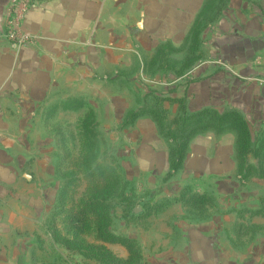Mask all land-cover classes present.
Masks as SVG:
<instances>
[{
	"label": "crops",
	"instance_id": "1",
	"mask_svg": "<svg viewBox=\"0 0 264 264\" xmlns=\"http://www.w3.org/2000/svg\"><path fill=\"white\" fill-rule=\"evenodd\" d=\"M207 1L28 0L21 27L34 40L15 46L7 37L6 22L13 0H0V264L36 261L40 250L55 242L49 223L66 224L70 207L58 205L64 188L58 174L64 137L59 140L57 134L67 133L62 116H77L82 132L90 113L91 127L100 135L104 129L122 127L129 139L128 160L143 173L127 179L140 177L137 183L144 195L155 197L157 188L164 187L171 192L172 185L179 184L173 196L178 201L186 194L183 199L191 210L190 196L212 200L223 194L240 204L230 205L233 211L241 212L237 207L246 205L243 208L257 210L256 215L263 213L264 195L252 193L257 199L249 203L248 190H264V161L261 177L241 180L233 130L210 129L193 136L183 166L167 177L171 142L152 115L121 124L127 112L149 106L151 93H157L165 98L169 122L179 115L183 99L188 114L208 109L240 113L257 144L264 140V0H224L220 14L206 19L197 50L190 51L191 29ZM187 60L194 66L179 76ZM145 65H159V71L145 75ZM248 163L260 165L253 155ZM233 183L238 186L220 188ZM176 204L186 215L189 207ZM224 209L218 212L227 215ZM208 213L211 219L183 216L181 227L187 232L160 241L167 247L153 264H214L223 259L264 264L262 217L256 216L261 220L253 225L234 221L240 233L236 238L214 217L215 207ZM210 222L219 232L224 230L230 242L243 244L239 258L231 253L218 256L216 246L227 243L211 233L204 239L195 233L211 230ZM249 230L254 239H247Z\"/></svg>",
	"mask_w": 264,
	"mask_h": 264
},
{
	"label": "rangeland",
	"instance_id": "2",
	"mask_svg": "<svg viewBox=\"0 0 264 264\" xmlns=\"http://www.w3.org/2000/svg\"><path fill=\"white\" fill-rule=\"evenodd\" d=\"M154 67H157V69H154ZM151 69L152 70L149 72L150 74L158 72L159 65H151ZM146 73L147 71L145 70L144 74L146 75ZM136 99L140 104L142 99L139 94L136 95ZM147 102V99L144 98L143 103L147 104ZM151 104L152 102L149 101V105ZM60 124L62 126L63 124L67 125L66 127L63 126L67 132L66 134H57V136L60 137L59 140L62 137H65L66 143L64 144L66 150L68 151V156L63 157V165L58 171L59 175L64 176L63 184L66 183V206L74 207L78 206L80 203L82 205L87 199V194H90L91 189L93 192L94 188H101V186L104 187L105 184H107L106 181H97L99 175L102 173L97 172L96 170L99 171V168H102L104 170L102 176H104L105 173L110 172L111 169L115 167L121 177V187L124 184H127L123 190H126V192L130 191V193H133L134 195L135 205L133 206L135 208V215L130 217L127 216L125 208L122 207L124 205H117L112 209L113 214L110 217L111 221L108 223V227L106 226L107 233H112L113 235L120 237L121 240L126 239L128 244L122 243V241H106L98 236L97 232L94 231L84 234L83 238L88 244V247L74 246L71 250L66 248L65 244L62 242L55 240L53 244L49 241L46 247L40 250L37 260L31 262L30 264H153L152 261L155 259V256L157 254H161L167 247L159 245L160 241L178 236L181 237L187 232L181 227L183 216H194L196 219L200 218L198 220H203L209 215L208 211L213 207H215V211L217 212L214 217H219L220 222L226 226V230L227 227H230L231 233L233 235L236 234V238L239 237L240 233L237 232V230H234V221L245 222L246 224L253 225L257 222V220H261L260 218H256V216L262 217L264 221V202L260 205V207L263 208V213H259L261 211L260 210L256 215L257 210L244 209L248 207L246 205L237 207V209H241V212L233 211L232 209L234 208H231L230 205H234L236 202L233 201L235 200L230 199L229 201L230 197L226 198L223 194L218 196L217 199L216 197L212 200L205 198L204 203H199V205L197 204L194 207L195 209L191 210V207L186 205L184 199L177 201L176 196H173L179 184L172 185L171 192L169 187H164L162 189L157 188V192L153 193L156 195L155 197L144 195L140 185L137 183L140 177L134 180L136 183L130 182L128 184L127 175L140 176V174L143 173L140 172L139 174V169H137L136 166L131 165L128 160L127 151L129 148V139L127 132H125L122 127L117 130L114 128L113 132H111V130L107 131L108 129H104L101 135H97L98 140L96 144L93 143L94 147H92L90 141L86 140L84 132L80 129L81 122L77 116H62ZM63 127L60 129H63ZM61 149L62 146L60 145V151ZM252 170H254L253 167L249 170V172H252L251 176L261 177L260 175L262 174L260 172L254 173ZM143 177L144 175H142V178ZM153 181L154 179L152 178L149 181V185L152 187L154 186ZM238 185L242 186L240 183H238ZM238 185L235 183L232 185L224 184L220 185V188L226 191L228 189L231 190ZM248 191L250 194L248 195L250 197L248 200L249 203H255L257 199L256 195L251 197L252 193L255 194L257 191L258 195L259 193L264 195V190L260 191V188L258 187L251 188L252 192L250 190ZM237 194H240V192ZM117 200H120V198H117ZM178 202L182 203L185 207H189L186 215H184L186 210H184L180 204H176ZM236 204L240 205L239 203ZM58 205L61 206V202H59ZM222 206H224V210L228 211L227 215L221 211L218 212ZM212 215L213 214L210 213V217L208 218L211 219ZM225 215L227 217H225ZM187 219L190 220L191 218ZM53 223L57 228L59 227L58 229L61 233H65L64 235L67 234L68 228L66 224H59L56 220H54ZM210 223L211 230H195V233L202 237V239H204V236L207 237L208 233H211V235L216 236L217 239H220V241L227 243L225 245H220L219 243V245L216 246L215 252L219 253L218 256L225 255L226 257V255L228 256L231 253L234 258H239L240 254L245 249L243 244H240V242L233 244L229 241L230 239L224 233V230L220 231V233L219 229H215L217 225L214 222ZM232 226L233 229L231 228ZM183 228L185 229L186 227L184 226ZM253 233L254 231L252 230L247 231V239H254L256 235H252ZM203 244L205 243L203 242ZM253 248H257L258 251L260 250L259 246H254ZM229 250L232 251L229 252ZM235 263L236 262L234 261L231 262L223 259L219 261L217 260L214 264ZM253 264L256 263L253 262Z\"/></svg>",
	"mask_w": 264,
	"mask_h": 264
},
{
	"label": "trees",
	"instance_id": "3",
	"mask_svg": "<svg viewBox=\"0 0 264 264\" xmlns=\"http://www.w3.org/2000/svg\"><path fill=\"white\" fill-rule=\"evenodd\" d=\"M223 1L224 0L207 1L203 12H201V14L197 17L191 29L189 45L190 51L197 50L199 34L203 29L206 19H208L211 14L215 17L220 14ZM210 18L212 17L210 16ZM189 64L190 62L188 60L185 61L184 65L177 71L179 76L194 66ZM144 70L149 73L152 69L151 66L146 67L145 65ZM151 94L154 97V102L149 106H143L138 110L127 112L122 125H130L140 116L145 114L152 115L160 133L171 142L169 150L170 170L167 177L172 176L183 166L191 138L210 129H214L218 133L223 132L226 129H230L235 132L237 137L235 146L237 169L241 179H247L251 176L252 172H249V170L252 169V167L254 169L252 170L254 173L260 172L262 174V162L264 161V140L257 144L258 139L256 135L253 133L246 119L240 113L236 111L218 112L216 110L208 109L201 111L200 113L188 114L186 111L185 101L181 99L179 101L181 104L179 115L175 117L172 122H169L167 118V109L163 105V99L165 98L157 93L154 95L153 93ZM90 123H94L91 113L85 118L83 122V129L86 140L90 141L91 146L94 147L93 143L96 144L98 140V133L95 131L94 127H91L92 125ZM172 126H174V128ZM64 143H66L65 137L61 140V152L63 153V157H67L68 151L66 150ZM249 155H253L255 158L259 159L260 165L258 167L255 166V168L253 165L248 163ZM62 165L63 159L60 167ZM96 171L102 173L99 175L97 181H106L107 184H105L104 187L101 186V188H94L93 192L91 189L90 194H87V199L82 205L80 203L78 206L70 207L66 210L68 212L66 220V226L68 228L67 234L64 235L61 233L54 223H51L49 227L55 240L62 242L65 244L66 248L71 250L74 246L88 247V244L84 240L83 236L86 233L94 231L97 232L98 236L106 241H122V243L128 244L126 239L121 240L120 237H117L112 233H107L106 226L108 227V223L111 221L110 217L113 214L112 209L117 205H124L122 207L125 208L127 216L130 217L135 215V208L133 206L135 205L134 195L133 193L131 194L130 191L126 192V190H123L127 184H124L121 187V177L115 167H113L110 172L105 173L104 176H102L104 171L102 168H99V171ZM129 183L130 181L128 180V184ZM65 184L66 183H64L63 192L60 198L62 208L66 206L65 194L67 191ZM185 197L186 194L182 196V199ZM117 198H120V200H117ZM205 198L211 200L205 195L194 194L187 199V203L193 204L195 207L197 204L199 205V203H204Z\"/></svg>",
	"mask_w": 264,
	"mask_h": 264
},
{
	"label": "built area",
	"instance_id": "4",
	"mask_svg": "<svg viewBox=\"0 0 264 264\" xmlns=\"http://www.w3.org/2000/svg\"><path fill=\"white\" fill-rule=\"evenodd\" d=\"M28 4V0H13L11 11L6 16L7 37L15 46L25 45L34 40V37L21 27Z\"/></svg>",
	"mask_w": 264,
	"mask_h": 264
}]
</instances>
